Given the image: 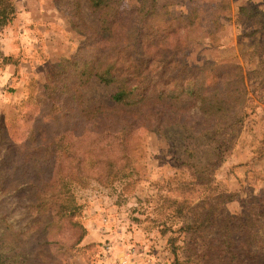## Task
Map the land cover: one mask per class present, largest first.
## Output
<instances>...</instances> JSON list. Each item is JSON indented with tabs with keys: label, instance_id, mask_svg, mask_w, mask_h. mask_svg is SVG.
<instances>
[{
	"label": "rangeland",
	"instance_id": "1",
	"mask_svg": "<svg viewBox=\"0 0 264 264\" xmlns=\"http://www.w3.org/2000/svg\"><path fill=\"white\" fill-rule=\"evenodd\" d=\"M1 4L14 14L0 28V126L13 143L49 146L37 151L33 170L22 164L24 149L4 153L0 144V255L11 244L31 264H218L216 229L186 228L195 206L219 195L233 199L217 208L224 216L239 213L242 202L264 204V0H154L152 7L150 0H113L116 17L108 23L106 12L115 10L91 0ZM114 57L134 75L123 78L145 89L135 106L115 103L120 84L94 76L97 62L104 69ZM194 68L205 72L198 77ZM236 73L245 118L210 173L203 140L197 147L192 132L146 121L164 112L193 122L194 97L178 86ZM153 88L169 96L158 100ZM63 138L62 150L50 146ZM206 179L212 186L198 184ZM44 180L52 193L67 190L72 216L29 207L34 196L24 185Z\"/></svg>",
	"mask_w": 264,
	"mask_h": 264
},
{
	"label": "trees",
	"instance_id": "2",
	"mask_svg": "<svg viewBox=\"0 0 264 264\" xmlns=\"http://www.w3.org/2000/svg\"><path fill=\"white\" fill-rule=\"evenodd\" d=\"M150 1L152 7L154 0ZM112 2L113 0H91L93 7H108V11L115 10L111 4ZM1 6L0 0V28L10 22L8 14H14L12 7L7 11L6 8L2 9ZM116 10L111 14L106 12V16H108L107 19H104L103 23H108L109 20L114 19L116 17ZM239 11L240 14L248 16L249 18L250 16H255L250 15L247 9L243 7H241ZM149 13H152V10H146L143 15L147 16ZM117 16H119V13H117ZM135 28L137 27H133L132 29V35L133 38L138 39L139 31H136ZM4 60L5 58H3V61ZM120 65L121 61H119L118 57L109 60V64L105 65L104 69H101L99 62H97L94 76L100 82L106 84H120L117 91L112 96V100L115 103L135 106L140 103V98L145 95L143 92L145 89L142 88L140 84L128 83L123 77L125 76L128 78L134 75L130 73V71L123 72L122 69H118L117 67ZM183 65L186 67L185 63H183ZM193 70L197 72L198 77L205 72V68H194ZM236 77L237 73L235 75H219L215 77L214 83L211 85L199 83L196 77L193 80H189L188 85H179L178 90L180 93H188L194 97L193 114L189 119V121L192 120L193 122L189 123L187 120L181 121L177 116L169 118L164 112H155V114L146 121L149 123V128L153 126H157L155 128L159 129L178 127L185 133L192 132V136L196 137L195 144L197 147L201 146L199 142L203 140L206 146L211 148L212 158L210 160L212 163L207 164L206 168L212 173L214 169L223 162L225 155L229 154L235 135L237 131L242 128L245 118V93L235 84ZM174 82L175 79H171L170 83H165L160 88H167L171 84H174ZM148 90L156 93L158 100H163L169 96L166 90H157L156 88ZM32 135L34 136V134ZM55 141L56 139L50 144V146L54 147V150L58 148L62 150L65 147L63 145L64 138L59 145H57ZM0 144L6 146L4 153L5 151H11L13 149V152H17V148H20V150L24 149L23 154L20 155L22 164L28 169L33 167V170L40 167V161L37 162L39 155L37 151H45L49 146L45 145L40 148H35L25 144L18 145L13 143L7 128L2 125L0 126ZM55 159L56 156L54 155L53 160L55 161ZM198 184L212 186L213 182L206 179ZM24 188H30L33 192L34 202L29 207L35 208L36 210L49 211L53 216H58L59 218L73 215V199L69 195L63 196L67 192L66 189L63 192L58 191L59 193H52L50 191L52 188L51 180H44L38 183L30 182L24 185ZM63 188H65V186H63ZM231 201H233L231 194L219 195L214 198V202H202L195 206L186 230L195 232L199 231L202 227L205 228L208 226H212L216 229V237L213 242L215 243L214 248L217 249L216 260L218 264H264V240L261 234H264V204L256 205L249 202L245 204L242 202L239 213L224 216L222 209L221 212H218V207H223L224 210L225 204ZM220 213L223 216L217 219ZM1 236L6 237L8 234L2 233ZM12 238L16 239V236L13 235ZM16 242L17 241H15V244ZM8 248V252L3 251L0 255V264H7L5 260H2L7 254H10V260H12V258H18L17 264H31L29 253L19 252V254L16 255V253L13 254L15 250L14 246L11 244L3 246V249ZM210 249L211 246L204 251L202 260L208 258ZM204 262L205 261L201 264ZM186 263L189 264L188 262ZM172 264H179L178 260L175 259Z\"/></svg>",
	"mask_w": 264,
	"mask_h": 264
}]
</instances>
